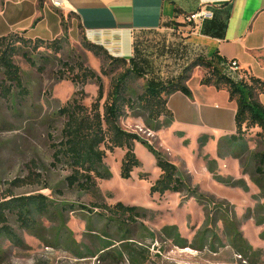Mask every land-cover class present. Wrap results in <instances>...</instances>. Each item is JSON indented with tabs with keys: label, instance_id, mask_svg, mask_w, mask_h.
Segmentation results:
<instances>
[{
	"label": "rangeland",
	"instance_id": "1",
	"mask_svg": "<svg viewBox=\"0 0 264 264\" xmlns=\"http://www.w3.org/2000/svg\"><path fill=\"white\" fill-rule=\"evenodd\" d=\"M54 9L58 27L52 35L44 33L54 44L34 47L31 41L32 61L15 56L25 93L0 98V196L44 193L56 211L52 207L40 216L35 231L12 217L19 241L0 240V264H264V191L251 178L254 164L245 145L221 141L235 131L236 104L227 90L215 95L198 90L197 76H204L205 68L193 69L191 84L209 114H222L218 127L208 116H189L185 108L192 103L181 95L172 100L177 109L172 119L156 131L148 130L140 109L127 110L121 118L124 129L149 140L179 167L195 193H152L161 171L156 155L142 142L134 146L141 164L130 177L121 175L125 149H116L105 158L109 176L97 178L95 187L68 185L70 167L54 159L65 121L57 112L76 90H84L86 105L98 90L96 80L76 85L71 78L83 64L101 76L107 93L112 77L125 67L88 50L76 15ZM186 33L180 24L138 33L134 58L145 76L130 80L132 95L150 79L177 76L196 58ZM249 149H256L255 141H249ZM118 202L141 207L145 214L134 220L107 209ZM66 204L78 207L62 209ZM175 238L187 247L178 246Z\"/></svg>",
	"mask_w": 264,
	"mask_h": 264
},
{
	"label": "trees",
	"instance_id": "2",
	"mask_svg": "<svg viewBox=\"0 0 264 264\" xmlns=\"http://www.w3.org/2000/svg\"><path fill=\"white\" fill-rule=\"evenodd\" d=\"M44 1L40 0V5ZM176 11L179 12V8H176ZM31 41L35 42L34 47L54 44V41L49 43L48 40L39 37L29 38L25 31L0 37V98L10 100L25 93L21 68L15 62V56L21 54L28 61H32L27 50ZM84 45L95 55L110 61L112 65L124 66L125 69L112 77L107 93L101 76L83 64L71 78L76 85H85L91 80H96L98 90L90 105L83 102L84 90H76L75 96L57 112L65 121L61 140L54 145V159L70 167L68 185L86 190L95 187L97 178L109 176L105 158L108 151L114 152L116 149H125L121 175L130 177L134 168L141 164L134 146L136 142H142L156 155L157 165L161 171L159 178L151 187L152 193L164 195L167 192L186 190L191 194L195 193V190L188 186L179 167L167 159L149 140L137 132L124 129L121 118L126 115L127 110L140 109L144 113L143 119L148 130L161 129L166 121L173 117V112L168 106L169 96L180 91L192 99L193 93L188 81L194 68L204 67L206 73L201 83L213 85L217 89H226L229 100L236 104L235 131L221 141L245 145L248 160L254 164L253 171L250 172L251 178L264 191V103L260 100V96L264 95L263 79L250 74L247 70H241L240 77L228 74L225 71L226 60L216 53L211 58L196 57L177 76L167 81L148 80L142 91L134 96L130 92V80L145 76L142 66L136 59L113 56L106 48L89 40H85ZM128 61L132 66H127ZM249 141L256 142L255 150L249 149ZM244 170L248 171L247 167ZM52 207L56 211L55 203L44 193L14 195L8 192L0 196V240L5 238L14 243L19 241L17 232L11 225L12 217H15L22 228L35 231L39 217L50 213ZM77 207L66 204L62 209L75 211ZM79 207L83 208V205ZM106 207L112 212L128 215L134 220L145 214L143 208L125 205L122 202ZM175 240L178 246L187 247L186 242L177 238Z\"/></svg>",
	"mask_w": 264,
	"mask_h": 264
},
{
	"label": "crops",
	"instance_id": "3",
	"mask_svg": "<svg viewBox=\"0 0 264 264\" xmlns=\"http://www.w3.org/2000/svg\"><path fill=\"white\" fill-rule=\"evenodd\" d=\"M204 1L63 0L61 8L76 15L88 40L103 46L113 56L134 58L138 50V33L180 24L187 31L186 43L191 48V56L211 58L217 53L226 60V64L236 60L240 70H247L264 80V0L209 3L205 7L213 12L212 18L198 24L188 23L185 16L200 9ZM54 7L46 1L40 5V0H0V37L25 31L29 38L46 39L45 36L52 35L59 22ZM45 30L50 35H44ZM225 71L230 72L227 65ZM193 75L188 81L194 91L193 98L179 91L169 96L168 106L175 113L177 109L173 107L172 100L181 95L192 103L191 107L185 108L189 116H208L214 123L212 126H217L222 114H209L205 110L191 84ZM202 77L197 76V88L203 95L226 93V89L202 84ZM263 96L260 100L264 103Z\"/></svg>",
	"mask_w": 264,
	"mask_h": 264
},
{
	"label": "built area",
	"instance_id": "4",
	"mask_svg": "<svg viewBox=\"0 0 264 264\" xmlns=\"http://www.w3.org/2000/svg\"><path fill=\"white\" fill-rule=\"evenodd\" d=\"M54 6L61 8L63 6V0H49ZM221 1H228V0H205L203 3V6L196 10L195 12H192L188 15L185 16V20L188 23H195L198 24L201 21L205 19H209L213 17V12L205 7L206 4L209 3H216V2H221ZM227 68L230 70L228 74H231L232 76L233 73H239L241 72L239 63L236 60H231L227 62Z\"/></svg>",
	"mask_w": 264,
	"mask_h": 264
}]
</instances>
